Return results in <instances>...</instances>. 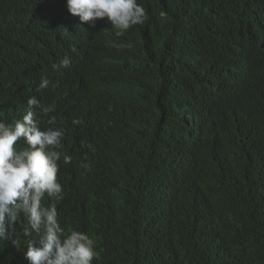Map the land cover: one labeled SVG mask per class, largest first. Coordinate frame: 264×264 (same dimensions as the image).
I'll return each mask as SVG.
<instances>
[{"label":"trees","instance_id":"1","mask_svg":"<svg viewBox=\"0 0 264 264\" xmlns=\"http://www.w3.org/2000/svg\"><path fill=\"white\" fill-rule=\"evenodd\" d=\"M252 2L258 6L253 0H138L148 15L143 25L116 36L109 22L100 24L89 48L67 53L70 69L85 64L86 71L65 87H51L45 100L72 89L78 95L71 98L84 96L87 107L49 113L62 115L61 153L72 158L58 162L64 198L56 202L57 218L65 235L77 230L94 240L99 258L92 264H264V63L254 61L260 72L241 100L209 103L212 95L219 98L220 72L242 64L259 45L262 31L248 16ZM41 9L39 0H0V121L8 124L25 96L42 92L40 80L54 72L60 53L51 58L47 43L64 15L51 4ZM214 117H220L216 133L206 130ZM254 125L258 163L248 152ZM188 133L216 142L198 147L194 167L182 165ZM51 203L42 200L44 207ZM223 212L221 241L208 252L214 242L208 233L197 239L194 222ZM16 233L18 247L0 242V264H29L30 238L20 223Z\"/></svg>","mask_w":264,"mask_h":264},{"label":"clouds","instance_id":"2","mask_svg":"<svg viewBox=\"0 0 264 264\" xmlns=\"http://www.w3.org/2000/svg\"><path fill=\"white\" fill-rule=\"evenodd\" d=\"M39 1L42 6L40 14L44 13L48 4H51L64 15L61 25L50 31L54 33V37L47 43L54 51L51 58L60 53L57 63L53 65L54 72L40 80L38 88L42 89V92L22 99L24 101L22 108L13 124L0 121V242H10L18 247L19 241L15 237L16 225L20 223L22 235L30 238L24 252L29 264H92L94 259L99 258L94 248V240L88 234L77 230L65 235V230L58 222L56 202L64 198L62 185L57 180L58 162L64 161L65 164H69L72 158L61 153L65 133L58 126L62 124V115L49 114L54 108L62 106L66 108L71 106L80 112L79 108H86L87 102L81 95L77 99L71 98L74 93L78 95V91L72 89H66V93L58 98L45 99L51 87L58 84L65 87L66 83L74 80L82 71H86L87 66L83 64L78 65L75 68L78 70L73 72L75 69H70L71 61L66 55L70 53L78 56L84 49L89 48L100 35V24L110 23L115 29V35L122 36L132 26L143 25L148 15L138 0ZM253 1H258V6L252 2L248 16L251 23L262 31L258 39L259 45L252 52V49L248 51L242 58L244 59L242 64L239 62L235 66L232 64L233 68L220 72L223 82H217L214 88L219 98L212 95L209 103L225 106L232 101L241 100L250 78L254 79L260 72V67H255L254 61L264 63V0ZM101 19H106L107 22L103 23ZM192 117L196 118L195 115ZM218 118L220 119L214 117V121L208 118L206 121L212 127L208 126L206 130L218 132ZM79 123V119L73 120V124ZM258 131V126L254 125L247 135L248 152L253 163H258L262 154L261 140L256 138ZM193 137L191 133L184 137L189 140L183 141L188 148V153L184 154L183 166L194 167L198 147L209 142L216 143L208 138ZM237 139V137L232 139V143ZM15 144L28 147L17 150ZM238 179L235 178L233 181ZM169 184L171 188L174 187L170 182ZM238 184L244 189H249L243 182ZM45 196L52 201L48 207L42 205ZM211 214L213 215V211ZM219 215L221 217L210 219L202 225L194 222L197 239H203L208 233L214 242L208 252H212L221 241V227L228 221V216L224 212ZM24 217L27 218L26 225L22 222Z\"/></svg>","mask_w":264,"mask_h":264},{"label":"bare ground","instance_id":"3","mask_svg":"<svg viewBox=\"0 0 264 264\" xmlns=\"http://www.w3.org/2000/svg\"><path fill=\"white\" fill-rule=\"evenodd\" d=\"M187 141V140H186Z\"/></svg>","mask_w":264,"mask_h":264}]
</instances>
